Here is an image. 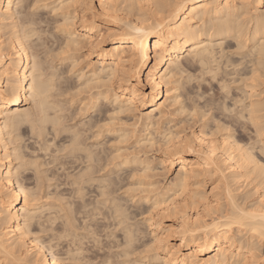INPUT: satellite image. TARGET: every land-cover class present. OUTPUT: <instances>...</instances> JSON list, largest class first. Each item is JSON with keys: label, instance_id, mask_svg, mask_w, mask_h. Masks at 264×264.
<instances>
[{"label": "bare ground", "instance_id": "obj_1", "mask_svg": "<svg viewBox=\"0 0 264 264\" xmlns=\"http://www.w3.org/2000/svg\"><path fill=\"white\" fill-rule=\"evenodd\" d=\"M194 75L231 132L191 116ZM262 79L264 0H0V264H264Z\"/></svg>", "mask_w": 264, "mask_h": 264}, {"label": "snow or ice", "instance_id": "obj_2", "mask_svg": "<svg viewBox=\"0 0 264 264\" xmlns=\"http://www.w3.org/2000/svg\"><path fill=\"white\" fill-rule=\"evenodd\" d=\"M17 7H20V5H17ZM32 7L35 9L38 5L34 4ZM32 35L35 36L36 34L33 33ZM255 75L256 73L253 72V84L256 83ZM217 82L220 85L218 90L219 94L217 91L213 90L209 91L207 95L203 92H199L188 98L189 107L191 108V116L194 120L198 121L202 117L205 121H207L209 126L212 125L213 121L215 122L213 135H216L221 130L231 132L232 127L237 123L236 114L238 111L237 105L230 99L231 92L223 77L219 78ZM261 83L264 85V79H262ZM243 108L249 109V104L244 102ZM250 111L252 112V125L256 126V116H258L260 126L264 127V104L261 105L258 113H256L254 106L250 109ZM239 119L244 120L246 124L248 122L245 117H240ZM261 140L264 141V136L261 137ZM258 155L260 157L261 167L264 168V144L260 147ZM260 218L261 220H264V215ZM261 237L264 239V231L261 232Z\"/></svg>", "mask_w": 264, "mask_h": 264}, {"label": "rangeland", "instance_id": "obj_3", "mask_svg": "<svg viewBox=\"0 0 264 264\" xmlns=\"http://www.w3.org/2000/svg\"><path fill=\"white\" fill-rule=\"evenodd\" d=\"M195 72H196V71H195ZM195 72H194V73H195ZM192 73H193V72H192ZM194 73H193V74H194ZM195 75H196V76L198 75L197 77H199V74L196 73ZM195 75L192 77V80L190 81V82H192V83L189 82L190 84H188V86L185 85V88H186L189 92H191V90H189V88H191V87H192L191 89L194 88L192 91H196V86H197V84L201 82V80H197V77H196V79H195ZM207 76H209V75L207 74ZM207 76H206V77H207ZM200 79H202V78H200ZM204 82H205V81L202 80V83H200L201 85L203 84L201 87L204 86L202 89H205V88L207 89L208 87L210 88V83H208L207 81H206V83H204ZM189 85H190V86H189ZM206 85H207V86H206ZM212 85H213V89H211V90H212V91H213V90L216 91L217 88H216V86H215V82H214V81H212ZM214 88H215V89H214ZM202 89H201V90H202ZM209 91H210V90H209ZM217 93H218V91H217ZM187 96H188V95H187ZM190 96H193V95H192V92H191V95H190ZM186 103L189 104L187 98H186ZM29 105H30V104H25L26 107L29 106ZM76 105H77V103H76V102H73V104L70 106L71 108L69 107L70 109H68V111H69L70 113L73 112V113L75 114V113L77 112V110H76ZM72 110H73V111H72ZM68 111H67V112H68ZM69 112H68V113H69ZM73 113L71 114V116H74ZM176 115H177V116H176ZM176 115L172 117V118H173V121L171 122V124H173L174 122H175V123L178 122V126L181 124L180 126H181L182 128H184V127L187 128V127H189V126H190V127L193 126V122H194L193 119H192V121L190 120V118L188 119L189 122H190V121L192 122V123H190V124H191V125H190L189 122H188L187 120H186V122L184 121V120L186 119L185 116H183L184 114H181V115L176 114ZM178 115H179V116H178ZM68 116H70V115H68ZM71 116H70V118H71ZM74 117H75V116H74ZM74 117H73V118H74ZM175 117H176V118H175ZM77 118H79V117L76 115V121H78ZM174 118H175V119H174ZM71 119H72V118H71ZM72 120H73V119H72ZM72 120H71V121H72ZM175 120H176V121H175ZM182 120H183V121H182ZM68 121H70V120H68ZM71 121L68 122V123L71 124V123H75V122H76V121H73V122H71ZM181 121H182V122H181ZM127 122L130 123L131 120H129V121H127ZM183 122H184V123H187V122H188V125L183 124ZM182 124H183V126H182ZM23 126H24V127H22V128L20 129V131H21V130H22V131H21V132L19 131L21 134H25V132H26L25 135H28V134H29V135H30V134L33 135L32 133L29 132V131H30V130H29L30 128L27 127L28 125H26V126L23 125ZM23 128H24V129H23ZM25 128H26V131H24ZM27 129H28V130H27ZM250 129H251V128H250ZM249 132H251V130H250ZM249 132L247 131L248 134H249ZM245 133H246V132H245ZM245 133H244V135L247 136V134H245ZM250 134H252V133H250ZM25 135H24V137H25V138L27 137L28 139H26V141H25V139H23L22 142H25V144H27V145H28V144H32V143H34V145L36 144V141H37V140H36V141H34V140H35V138H37V137L34 136L35 138H33V136L30 137L31 135H30V136H25ZM24 137H23V138H24ZM29 137H30L31 139L33 138L34 140H33V139L30 140ZM247 137H248V136H247ZM247 137H244V138L241 139V140H243V142H247V141H248V138H247ZM58 139H59V138H56L54 141H57ZM132 139H134V138H131V139H130L131 142L133 141ZM27 140H29L30 143H29V141L27 142ZM39 140H40V139L38 138V141H39ZM32 141H34V142H32ZM31 142H32V143H31ZM40 142H41V140H40ZM129 142H130V141H129ZM129 142H128V144H130ZM37 145H38V143L35 145V147H36ZM155 146H156V145H155ZM155 146H154L155 149H153V150H150V149H152V148H149V151H148V152H149L150 154L147 153V155L150 156L151 160L153 159V161L155 162V163L153 162V164H156V163L159 162V161L163 162V160L166 159V157L163 155L162 151H158V150H157V146H156V147H155ZM37 147H38V146H37ZM156 150H157L158 152H157ZM37 152H39V153H37ZM37 152H36V153L38 154L39 160H43L41 157H43L45 154H44L43 156H40V155H41V154H40L41 151L38 150ZM41 153H43V152H41ZM56 154H57V153H56ZM46 155H49V153H47ZM162 156H163V158H162ZM46 157H48V156H44V159H45ZM157 157H158V158H157ZM40 158H41V159H40ZM154 158H155V159H154ZM159 158H160V159H159ZM46 159H47V158H46ZM156 159H157V160H156ZM164 162H165V161H164ZM159 163H160V162H159ZM159 163H158V164H159ZM165 163L167 164V162H165ZM165 163H162V165H163V164L166 165ZM158 164H157V166L160 165V164H159V165H158ZM162 165H161V167L159 166V168L155 165V166L157 167V170H158V171L155 170V172H156V173H160V174H158V176H157L158 179H159V182H163V183H165V182H168L169 180L172 179L171 177L174 176L175 171H176V168H175V164L171 167V169H167V168H166V169H163V166H162ZM43 166L45 167V165H43ZM43 166H42V167H43ZM48 166H49V165H48ZM44 167H43L42 169H44ZM46 167H47V165H46ZM46 167H45V168H46ZM174 168H175V169H174ZM27 169H28V168H27ZM159 169H160V170H159ZM28 171H30V169H28ZM31 171H32V169H31ZM26 172H27V171H26ZM28 174H31L30 176L34 175V173L32 174L31 172L28 173ZM161 174H162V175H161ZM160 175H161V176H160ZM32 177H33V176H32ZM32 180H33V179H30V181H32ZM33 182H34V181H33ZM163 183H160V185H162ZM43 187H45V188H43ZM43 187L41 186V188H40V190H41V189L43 190V191H41V192H43V195L45 194L44 192H46V193H47V192L51 193V191L53 192V191L56 190V189H52V187H51V188H48V187H47L48 189H51V191H47L48 189L46 188V186L44 185ZM53 188H54V186H53ZM57 190H59V188H58ZM57 190H56V191H57ZM41 194H42V193H41ZM40 196H42V195H40ZM47 197H48V196H47ZM45 198H46V197H42V198L40 199V201H41L42 199H44V200H42V202L46 201ZM48 198H49V197H48ZM48 198H47V199H48ZM167 219H168V218H167ZM169 221H170V219H168V220L165 219V222H166V223H169ZM35 230H36V232L39 231V230H37L36 228H34V229H32V232H33V231L35 232ZM34 232H33V233H34ZM36 232H35L34 235L39 234V232H41V231H39L38 233H36ZM45 232H47V231H45ZM45 232L40 233V234H39V237H40L43 241L47 242L46 240H48V232H47L46 234H45ZM44 234H45V235H44ZM40 235H41V236H40ZM46 235H47V236H46ZM44 239H45V240H44ZM171 242H172V243H176V239L173 238ZM156 263L159 264L158 261H156ZM156 263H154V264H156Z\"/></svg>", "mask_w": 264, "mask_h": 264}]
</instances>
